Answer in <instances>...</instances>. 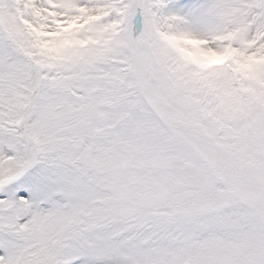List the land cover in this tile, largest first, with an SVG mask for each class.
<instances>
[{
  "label": "snow or ice",
  "instance_id": "1",
  "mask_svg": "<svg viewBox=\"0 0 264 264\" xmlns=\"http://www.w3.org/2000/svg\"><path fill=\"white\" fill-rule=\"evenodd\" d=\"M0 264H264V0H0Z\"/></svg>",
  "mask_w": 264,
  "mask_h": 264
}]
</instances>
